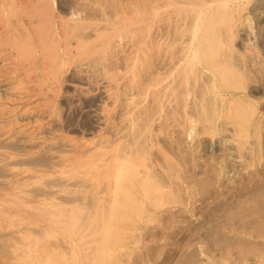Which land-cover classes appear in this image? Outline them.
Segmentation results:
<instances>
[{
	"label": "rangeland",
	"instance_id": "rangeland-1",
	"mask_svg": "<svg viewBox=\"0 0 264 264\" xmlns=\"http://www.w3.org/2000/svg\"><path fill=\"white\" fill-rule=\"evenodd\" d=\"M61 1L63 2V0ZM255 1H256L254 5L255 10L251 16L256 20H260L262 18V15H259L257 11L261 8L262 3L264 4V1L263 2L262 0H255ZM256 20L254 21L253 19L254 21L253 32L250 31L249 29H248L249 32L248 30L246 31L243 30L245 31L244 34H238L236 37H234L229 41L228 49H226L225 51L227 52V54L230 53L228 58V60L230 59L229 60L230 62L228 60L226 61L223 60V58H221L222 59L221 60L220 57L219 58L217 57L216 59H218V61L215 60L209 63L211 64L209 65V67L213 66L212 67L213 69L214 68L218 69L217 73L210 72L209 70L211 69L210 68L208 69L206 67L208 69V72L210 73V76L207 77L205 75L206 77L197 79L196 84L191 82L189 86L185 84V86H181L177 88L178 90L177 94H179L176 97L177 99H173L172 103L167 105L163 111L159 112V110L155 107H153L155 110L151 109L152 107L148 108L147 112L144 113L143 115L145 116V118H147L148 121L145 118H142L141 124L143 126H141L140 132H138L139 135L136 134L137 137L135 138H132L131 136H127L128 138L126 137L125 139H122L121 142L118 144L119 145L118 147L120 148L119 153L121 152L122 154L124 152L123 156L125 155V157L123 156L122 157L123 158L128 157L127 158L128 162H130L125 164V160H124V164L120 165L121 168L123 166L124 167L122 168L123 176L121 175L119 181L116 182L115 176L112 174L113 169L111 168L112 171H109L110 178L108 177L105 181L106 189H104V192L98 196L93 192L94 186L93 185L89 186V183L85 181L86 187H85V191H83L82 193L84 195V196L82 195V197L85 198L84 200H87L86 202L83 201L85 202L86 206L85 205L84 206L87 209H84L83 212L87 216L86 218L90 220L85 219L87 223L85 220H83L84 222L82 221L81 224L79 223L78 225V227L81 226L80 230L83 231L82 233L85 232L84 234H86V236L88 234V237L86 238L84 243L80 244L79 248H77L78 250L77 256L72 255L71 249L65 250L64 238L63 236H60V234L63 235L64 233L61 231V229L54 228L52 223L48 221L49 219L46 213L47 209L43 208V201L45 199L49 200L51 198L52 194L50 193V190L51 188L54 187L53 184L56 183L55 174L54 176H49L48 174L53 170V165L58 163V165L62 166L64 163H66L67 159L68 161H72L77 156V154L82 155L84 153L82 155V158L88 156L87 154L89 153L87 152L88 147L86 146L85 142L88 141L87 142L88 145L89 143L98 144L99 141L100 142L102 141L103 136L106 138L110 137V134H107L108 129L106 127H102L103 129L96 127L93 124V121L90 117L77 112L75 107H73V104H71L68 100L65 101L59 99L60 101L58 100L57 101L61 103L59 104L58 102L56 103V110L57 109L60 110L58 116L55 117V119H52L53 121L45 120L44 123H42L43 124L42 130L45 127L44 130H52L55 132L58 131L57 138H53V139H48L46 137L40 138L39 136L34 134L32 135V138L31 137L28 138L29 139L28 142L27 138L24 137L21 138L18 135H15V132L17 133L19 129L22 128L24 123L23 120H26L28 118L27 115L28 113L27 114L24 113L23 115V112L20 108H17L14 113L12 112L11 116H15L13 118L11 117L13 121L15 120L17 121L19 119L18 121H20V123L22 124L16 127V131L14 132L15 136L13 135L11 136V138L8 139L3 137L0 138L1 140L0 153L2 151L3 152L5 151L6 153L13 152L14 154H16L14 156H9V155L5 156L3 154H0V161H1L0 162V169H1L0 170V206H1L0 207V244H1L0 264H12L11 261H13V264H18V263L20 264V258L22 260L25 257L26 253H30V257L35 258L34 259L35 263L33 262V264L36 263L49 264L50 259L53 258H54L53 259L54 264H69V262L70 264L71 263L72 264L75 263L76 264H80V263L81 264H85V263L86 264H105V263L106 264L108 263L109 264H115V263L116 264L119 263L120 264H133V263L134 264H188V263L189 264H264V258H263L264 257V214H263L264 213V192H263L264 191L263 189L264 188V21L261 22L260 27H257L255 26L257 25V23L255 24ZM243 35H246L247 37L251 36L250 44L246 43L247 40L242 39L244 38ZM253 43L255 44V46ZM258 51L260 54L258 53ZM219 65H222L224 68L222 66H220L219 68L218 67ZM233 67L235 68L237 67V68L235 69ZM228 68H230V71H228L229 70ZM225 69L227 70V72ZM226 76L228 78L230 77L229 78L230 80ZM208 82H210L212 85ZM202 83L204 84L201 85ZM207 85L211 86V90L209 89L206 90ZM239 86L240 88L242 87L241 90ZM184 87L185 88L187 87L189 92L191 91L190 94L188 93L187 99L184 97L186 93ZM179 89L181 92L179 91ZM212 91H215L214 92L215 96ZM198 94L199 96L200 95L203 96L199 97ZM203 97H207L209 99V102L207 98H203ZM184 98L186 99V101L183 102ZM185 102L186 105L184 104ZM198 103L200 105H198ZM174 106L176 107V110L180 108V110H182L183 112L182 111L179 112L180 110L177 112ZM228 106H230L231 108ZM13 107L15 106L13 105ZM202 107H204L205 109ZM171 109H174L173 111L175 113L174 112L172 113ZM194 109L196 113L193 112ZM166 111H170V112H166ZM20 112L21 114H19ZM190 112L193 114H191ZM150 113L152 114L150 115ZM165 113L167 115L169 113L170 116L169 115L167 116ZM171 113L173 114L172 116ZM179 113L185 115L183 116L180 115ZM176 115L181 118L177 117ZM185 116L188 117L189 119L191 118V120H194L193 121L194 124L188 131L185 130L186 128L185 126H187ZM163 118H167V119H163ZM176 118L179 119V120L177 119V121H180L183 118L184 120L182 119V121H180L183 124L181 123V125H179L180 123L179 124L178 122L176 123L175 122ZM211 118L214 119L212 120ZM2 119H3L2 115H0V123L2 121L4 122V120ZM149 119L150 121L152 120L151 122L153 123H149ZM162 120L165 121V123L159 125V123L162 122ZM154 122L156 124H154ZM47 123L51 126V128ZM177 125H179V127ZM156 126L159 128L157 129ZM175 126H177V128H175ZM79 127H81L82 129ZM146 127H148V129H146ZM53 128L54 129L57 128V129L53 130ZM105 131H107V133ZM184 132H186V134H182ZM61 133L64 135L61 136L60 135ZM101 133L103 134L102 137H100L102 135ZM141 133L143 135L145 134L144 136L146 137V139ZM154 136H156L157 138L152 139V137ZM130 137L131 140H129L128 143L127 139H129ZM12 138L13 140H11ZM66 138L69 139L70 141L67 142ZM97 138L99 141L97 140ZM17 139L19 140V142L17 141ZM40 139H44V140H40ZM64 139L66 140L65 143H69V144L71 143L70 146L72 147L74 143H76L75 146L73 148L69 147V149H67L65 143L62 141ZM52 140H54V142L55 141L59 142V144L61 142V144L58 145V143L55 142L57 144L55 145V143ZM50 141L52 142V145ZM71 141H73L74 143L72 144ZM123 141L128 144H125ZM141 141L142 142L145 141L146 143L145 142L142 143ZM37 142H39L40 145ZM6 143L9 145H7ZM238 143L239 144L241 143V146ZM23 144L25 147L23 146ZM135 145H140V147L142 146L143 148L141 147V150L139 146L135 148V150L134 148H130L131 146L136 147ZM123 146L127 149H125ZM247 146L249 147L247 148ZM75 148L76 149L78 148L79 150L78 149L75 150ZM136 149L137 151L138 150L139 151L138 154L134 155V153L137 152ZM56 150H58V152ZM64 150H65L64 157L65 156L66 157L62 161L61 160L57 161L55 160L57 158L55 157L53 158V154L62 152ZM74 150L77 152H75ZM140 151L142 153H140ZM81 152L83 153L81 154ZM135 157L137 158L139 157V158L137 159ZM9 158H11V161ZM14 159L16 160L13 161ZM28 159L29 161H27ZM18 161L20 162L17 163ZM9 162H14V163L10 164ZM133 163L136 164L133 165ZM124 168H126L127 170ZM23 170L26 171L27 173L24 172ZM138 172L140 173L139 175ZM38 173L43 174V176L41 177L42 180L44 181L34 184L32 179L35 178L37 176L36 174ZM64 174L71 175L69 173H61V175ZM75 174L76 173H74V175ZM4 176L6 178H4ZM26 183H28L29 185V186L27 185L28 187L25 186ZM116 183H119V185L122 186V187L119 186L120 193L116 192L115 190L116 188H114ZM139 184L142 185L140 186ZM76 186L77 185H70L68 186V188H66V190L72 192L80 190L76 188ZM17 188H21V189H17ZM16 190H18L19 196L17 195V197L14 198V196L16 195L15 193ZM38 192L40 193V195L38 194ZM87 194L88 196L86 197ZM115 194L118 196L120 195L121 198L115 196ZM121 194L123 197L121 196ZM135 198L137 200L133 201V199ZM120 199L122 200V202ZM127 203H129V205H127ZM125 204L126 206H124ZM27 206H29V208ZM107 206H110L108 207V209L110 208L111 209L108 210ZM130 206H132L131 208L133 210L131 208L128 209V207ZM121 207L123 210L121 209ZM102 210L104 211L106 210L104 215H102V212H104ZM118 212H119V216L121 217L115 216L118 215ZM120 212L122 214H120ZM93 213H96V216ZM19 216L22 217V218L20 217L21 222H19ZM105 216L108 218H106ZM105 218L109 220V222H111V225H108L106 223V227H105L104 225ZM30 219L33 220L31 221ZM114 219L115 221H117L118 219L121 220L123 219V222L121 220H118L119 223H117L118 222L117 221L116 223L112 224V222H115L113 221ZM92 220H94L93 222L95 223V226L98 224L96 227L94 226ZM89 224L92 225L93 228H91L87 232V228H89L88 227ZM125 224H127L128 226L126 227ZM18 225H20L19 228ZM110 226H112L113 229L108 231L107 227ZM125 227L128 229H126ZM98 228H100L99 232H95L98 231L97 230ZM115 228L118 232L117 237L121 236L118 237L119 239L121 238L124 239L126 237V239L124 240L123 239L119 240L121 241V243L117 241L118 238L116 236L114 235L112 236V234L115 233L117 234V232L114 230ZM51 229H53V231ZM113 231H115V233ZM32 232H33V236H32ZM122 232H124V234ZM29 233L31 234L29 235ZM126 233H128V235H126ZM19 234H21L22 236ZM48 235L52 238L48 237ZM24 236L25 238H23ZM109 238H114L115 240ZM35 239L38 241L36 242ZM59 240L60 242H62L61 244ZM88 241L91 243H88ZM42 243L44 244L42 245ZM37 244L39 245L37 246ZM26 245L27 247H24ZM61 245L63 247H61ZM71 248L74 249L75 247L73 246ZM45 250L47 251V254ZM83 250L87 252H84ZM36 251H38V253ZM60 251L65 254L64 257L61 256L62 254ZM4 254L5 256H3ZM83 255L84 256L87 255L86 258ZM102 255L104 259L103 257H101ZM105 259L106 260L108 259L107 260L108 262ZM75 261H79L80 263Z\"/></svg>",
	"mask_w": 264,
	"mask_h": 264
},
{
	"label": "bare ground",
	"instance_id": "bare-ground-1",
	"mask_svg": "<svg viewBox=\"0 0 264 264\" xmlns=\"http://www.w3.org/2000/svg\"><path fill=\"white\" fill-rule=\"evenodd\" d=\"M60 1L61 0H0V115H2V118H3L2 120H4V122L2 121L0 123L1 124V126H0V138H2V137L6 138V139L11 138V136H13L14 132L16 131V127H18V125L20 126V124H22V123H20V121H18L19 119L17 117L16 118L18 120L16 121L14 119L15 121H13L12 118L15 116H11L12 112L14 113L17 108H20L22 110L23 115H24V113L25 114L28 113L27 114L28 118L26 120H23L24 123H23L22 128L21 129L18 128L19 131L17 133L15 132V135H18L21 138L24 137L27 139L30 137L32 138V135H34V134H36L40 138L41 137H46L48 139L57 138L58 131L55 132L52 130H44L45 127L42 130V127H43L42 123H44L45 120L49 121V120L55 119V117L58 116V113L60 110L57 109L58 110V112H57L56 103L60 100H65V101L68 100L71 104H73V107H75L77 112L90 117L93 121V124L96 127H98V128L106 127L108 129V133H107V131H105V132L107 134H110V137L106 138L101 133L102 135L100 137L103 136L102 141L100 142L97 138V140L100 143L99 142H98V144L97 143L96 144L89 143V145H88L87 144L88 141L87 142L84 141L86 143V146L88 147L87 148V152H89V153H87L88 156H85L82 158V155L84 154L83 153L84 151H83V152H81V154L83 153L82 155L77 154V156L72 161H68V159H67L66 163H64L62 166L58 165V163L53 165V170L50 173L48 172L49 176H54V174H55L56 183L53 184L54 187L51 188V190H50V193L52 194L51 198L49 200H46V199L44 200V198H43V200H44L43 201V208L47 209L46 213L48 215V219H49L48 221L52 223L54 228L61 229V231L64 233V234L62 233L63 235L60 234V236H63V238H64L65 250L71 249L72 255L77 256L78 255L77 254L78 253L77 248H79L80 244L84 243V241L88 237V234L86 236V234H84L85 232L82 233L83 231L80 230L81 226L78 227L79 223L81 224V222L83 220L88 219V218H86L87 216L83 212L84 209H87V208H85V206H86L85 202L87 200H84L85 198L82 197V195H83L82 193H83V191H85V187H86L85 181L89 183V186L90 185L94 186L93 192L95 194H97V196H98L104 192V189H106L105 188V181L109 177V171H112V169H113L112 174L115 176L116 182L120 180V177L123 173L122 168L124 167L123 166L121 168L120 165L124 164V160H125V164L130 163V162H128V159H127L128 157L123 158V157H125V155L123 156L124 152L122 150L121 151L123 153L122 154H121V152L119 153L120 148L118 147L119 146L118 144L121 142V140L125 139L127 136H131L132 138H135V137H137L136 134L139 135L138 132H140V128H141V126H143L141 124L142 123L141 120H142V118H145V116H143V115H144V113L147 112L149 107H152L151 109H154L153 107H155L159 110V112L163 111L167 105L172 103L173 99H177L176 97H177V95H179V94H177V91H178L177 88H179L181 86H185V84L187 86H189L191 84V82L196 84L197 79L202 78V77H206V76L207 77L210 76V73L208 72L209 68L212 70V71L209 70L210 72L217 73L218 69L217 68L213 69L212 68L213 66L209 67V65H211L209 63H211L215 60L218 61V59H216L217 57L218 58L220 57V59L223 58V60H225V61L228 60L230 53L227 54V52L225 50L228 49L229 41L231 39H233L234 37H236L238 34H244V32L248 29L252 32L254 31L253 30V28H254L253 22L256 19L252 18L251 15L253 14V12L255 10L254 5H255L256 1L255 0H63V2L62 1L60 2ZM263 1L264 0H262V2ZM257 12L259 15H262V18L260 20H256L255 24L257 23V25H255V26L260 27L261 22L264 21V4L263 3H262L261 8ZM253 19H254V21H253ZM243 30H245V31H243ZM249 30H248V32H249ZM245 34H248V33H245ZM243 36H244V38H242V39L247 40L246 43L250 44L251 43V38H250L251 36H249V37H247L246 35H243ZM251 46H252V44H251ZM254 46H255V44H254ZM254 49H255V47H254ZM258 53H259V51H258ZM236 54H238V53H236ZM262 55H263V53H262ZM233 62H234V60H233ZM235 64H236V62H235ZM220 66H222V65H219L218 67L220 68ZM233 68H235V67H233ZM228 69H229L228 71H230V68H228ZM226 72H227V70H226ZM239 74H240V72H239ZM235 76H237V75H235ZM219 77H220V75H219ZM224 80H226V79H224ZM207 81H208V79H207ZM204 83H202L201 85H203ZM208 83H210V82H208ZM208 86L209 85H207L206 90L207 89L211 90V86H209V87ZM204 87H205V85H204ZM227 88H228V86H227ZM239 88H240V86H239ZM184 89L186 92L184 97L187 99L188 93L190 94L191 91L189 92L187 87L186 88L184 87ZM212 89H213V87H212ZM219 89H220V87H219ZM241 89H242V87L240 88V90ZM189 90H191V89H189ZM179 91H180V89H179ZM205 92H203V93H205ZM212 92L214 93L215 91H212ZM180 96H182V95H180ZM198 96H199V94H198ZM202 96L200 95L199 97H202ZM214 96H215V93H214ZM185 98H184L183 102L186 101ZM189 98H191V97H189ZM203 98H207V97H203ZM203 98H202V100H203ZM208 102H209V99H208ZM59 103H61V102H58V104ZM184 104L186 105V102ZM13 105L15 107H13ZM177 105H179V104H177ZM182 105H183V103H182ZM198 105H200V104L198 103ZM172 107H173V105H172ZM228 107H230V106H228ZM202 108H204V107H202ZM154 110H153V112H154ZM171 110H172L171 112L173 113L174 109H171ZM175 110H176V107H175ZM179 110H180V108L177 109L176 111L178 112ZM185 110H187V109H185ZM63 111H65V110H63ZM181 111L182 110H180L179 112H181ZM166 112H170V111H166ZM193 112L196 113L195 109ZM243 112H245V111H243ZM172 113H171V116L173 115ZM19 114H21V112ZM74 114H75V112H74ZM151 114L152 113H150V115ZM155 114H156V112H155ZM179 114L183 115L182 113H179ZM191 114H193V113H191ZM150 115H149V118H150ZM153 115H154V113H153ZM168 115H169V113H168ZM59 116H60V114H59ZM177 117H179V116H177ZM219 117H221V116H219ZM20 118H21V116H20ZM179 118H181V117H179ZM185 118H186V125H187V126H185L186 127L185 130L188 131V130H190V128L194 124L193 123L194 120H191V118L189 119L186 116H185ZM145 119L147 120V118H145ZM163 119H167V118H163ZM168 119H170V118H168ZM177 119L178 118L175 119L176 120L175 122L176 123L178 122V124L180 123L179 125H181L182 122H180V121H182V119L180 121H177ZM153 120H156V119H153ZM158 120H161V119H158ZM170 120H172V119H170ZM216 120H217V118H216ZM151 121L149 119V123H153ZM155 122H154V124H156ZM162 122H160L159 125H162L165 123V121H163V120H162ZM210 123H212V122H210ZM61 124H63V123H61ZM145 124H148V123H145ZM179 125H177V126L179 127ZM157 126H158V124H157ZM177 126H175V128H177ZM82 127H83V125H82ZM50 128H51V126H50ZM79 128H81V127H79ZM158 128L159 127H157V129ZM180 128H182V127H180ZM55 129H57V128H55ZM55 129L53 128V130H55ZM146 129H148V127H146ZM144 131H142V132H144ZM149 131H150V129H149ZM98 132H100V131H98ZM106 133H105V135H106ZM182 134H186V132H184ZM236 134H237V132H236ZM60 135L62 136L64 134L61 133ZM148 135H146V136H148ZM168 135H169V133H168ZM131 137L129 139H127L128 143H129V140H131ZM63 138H65V137H63ZM70 138H72V137H70ZM138 138H140V137H138ZM153 138H157V137L154 136V137H152V139ZM18 139H17V141L19 142ZM145 139H146V137H145ZM11 140H13V138ZM40 140H44V139H40ZM54 140H57V139H54ZM54 140H52V141L54 142ZM66 140H67V142L70 141L67 138H66ZM66 140L64 139L62 141L65 143ZM137 140H135V141H137ZM28 142H29V139H28ZM42 142H44V141H42ZM71 142H72V144L74 143L73 141H71ZM123 142H122V145H123ZM143 142H145V141H143ZM37 143H39V142H37ZM56 143H58V145L61 144V142H60V144H59V142H56ZM56 143H55V145H57ZM128 143H125V144H128ZM148 143H149V141H148ZM75 144L76 143H74L73 147L75 146ZM157 144H159V143H157ZM172 144H174V143H172ZM7 145H9V144H7ZM39 145H40V143H39ZM51 145H52V142H51ZM65 145H66L67 149H69V147H72V146H70L71 143L70 144L65 143ZM239 145L241 146V143ZM23 146H24V144H23ZM135 146L136 147L131 146L130 148H134V150H135V148H137L138 146L140 147V145H135ZM2 147H3V145H2ZM141 147H140V150H141ZM248 147L249 146H247V148ZM84 148H86V147H84ZM77 149L75 148V150H77ZM125 149H127V148H125ZM237 149H238V147H237ZM6 151H8V150H6ZM56 151L58 152V150H56ZM136 151H137V149H136ZM138 151L135 152L134 155L138 154ZM75 152H77V151H75ZM140 153H142V152L140 151ZM0 154H3L5 156L6 155H9V156L16 155L13 152L6 153L5 151L4 152L2 151ZM64 154H65V150L62 152L53 154V158L55 157V158H57L55 160H57V161L61 160L62 161L66 157V156L64 157ZM51 155H52V153H51ZM137 156H139V155H137ZM14 158H16V157H14ZM135 158H137V157H135ZM170 158H171V156H170ZM9 159L11 161V158H9ZM132 159H134V158H132ZM15 160L16 159H14L13 161H15ZM24 160H25V158H24ZM109 160L111 161V163ZM27 161H29V159ZM19 162L20 161H18L17 163H19ZM9 163L13 164L14 162H9ZM23 163H24V161H23ZM156 163H157V161H156ZM135 164L136 163H133V165H135ZM22 165H24V164H22ZM38 166H39V164H38ZM23 167H26V166H23ZM126 168H124V169H126ZM4 169H6V168H4ZM142 170H144V169H142ZM8 171H6V172H8ZM41 171H43V170H41ZM123 171H125V170H123ZM24 172H26V171H24ZM36 172H38V171H36ZM61 173H69L71 175H68V174L61 175ZM74 173H76V174L74 175ZM139 174L140 173L138 172V175ZM141 174H143V173H141ZM36 175L37 176L32 179L34 184L40 183L41 181H44V180H42V177H41V176H43L42 173H38ZM142 176H144V175H142ZM235 176H236V174H235ZM4 178H6V177L4 176ZM47 178H49V177H47ZM144 181H146V180H144ZM119 183H116L114 188H116L115 189L116 192L120 193ZM21 185H20V187H21ZM27 185H28V183H26L25 186H27ZM49 185H50V183H49ZM70 185H77L76 188H78L80 190L73 191V192L67 191L66 188H68V186H70ZM139 185L141 186L142 184H139ZM120 187H122V186H120ZM17 189H21V188H17ZM44 190H46V189H44ZM10 191H12V190H10ZM13 192H15V191H13ZM15 193H16V195L14 196V198L17 197V195L19 196L18 190H16ZM38 194L40 195L39 192H38ZM116 194H115V196L121 198L120 195L118 196ZM87 196H88V194L86 195V197ZM121 196H122V194H121ZM128 197H130V196H128ZM127 199H129V198H127ZM40 200H42V199H40ZM122 200H123V198H122ZM122 200H121V202H122ZM134 200L136 201L137 199L135 198V199H133V201ZM63 201H64V203H63ZM83 201H85V202H83ZM124 201H126V200H124ZM131 203H132V200H131ZM131 203H130V205H131ZM138 203H139V201H138ZM38 204H39V202H38ZM3 205H5V204H3ZM22 205H24V204H22ZM127 205H129V203H127ZM29 206H27V207L29 208ZM124 206H126V204ZM132 206L128 207V209L131 208ZM108 207H110V206H107V209H108ZM110 209H108V210H110ZM121 209H122V207H121ZM99 210H100V207H99ZM18 211H20V210H18ZM102 211H104V210H102ZM105 211L102 212V215L105 214ZM11 213H13V212H11ZM33 214H34V212H33ZM93 214H95V216H96V213H93ZM120 214H122V213L120 212ZM107 215H109V214H107ZM115 216L116 217L119 216V212H118V215H115ZM127 216H129V215H127ZM20 217L21 216H19V222H21ZM119 217H121V216H119ZM106 218H108V217H106ZM106 218H105V221L103 220L105 223L104 224L105 227H106V223L108 225H111V222H109V220H107ZM115 219H117V218H115ZM115 219L113 221H115ZM88 220H90V219H88ZM110 220H111V218H110ZM118 220H121V219H118ZM178 220H179V218H178ZM93 221L94 220H92V222ZM117 221L112 222V224L116 223ZM121 221L123 222V219ZM86 223H87V221H86ZM117 223H119V221ZM33 224H35V223H33ZM36 224H38V223H36ZM8 225H9V223H8ZM125 225H126V227L128 226L127 224H125ZM19 226L20 225H18V228H19ZM76 226H77V228H76ZM94 226H95V223H94ZM9 227H10V225H9ZM88 227L89 228H87V232L91 228H93V226L90 224ZM99 229L100 228H98L97 229L98 231H95V232H99ZM112 229H113L112 226L107 227L108 231H110ZM126 229H128V228H126ZM45 230H46V228H45ZM51 230L53 231V229H51ZM114 230L117 232L116 228ZM115 231H113V232L115 233ZM128 231H130V230H128ZM57 232H59V231H57ZM5 233H7V232H5ZM122 233L124 234V232H122ZM128 233H126V235H128ZM30 234L31 233H29V235ZM115 234H112V236L114 235L117 237L118 232L116 235ZM19 235H21V234H19ZM90 235H91V233H90ZM25 236L23 238H25ZM32 236H33V232H32ZM100 236H101V234H100ZM48 237H50V236L48 235ZM118 237H121V236H118ZM32 238H34V237H32ZM50 238H52V237H50ZM54 238H55V236H54ZM150 238H152V237H150ZM109 239L113 240L114 238H109ZM121 239H123V238H121ZM121 239L118 238L117 241H119ZM124 239H126V237ZM37 241L38 240H36V242ZM51 241H53V240H51ZM36 242H35V245H36ZM59 242H60V240H59ZM119 242L121 243V241H119ZM27 243H28V241H27ZM61 243L62 242H60V244ZM88 243H91V242L88 241ZM43 244L44 243H42V245ZM38 245L39 244H37V246ZM73 246L75 247L74 249L71 248ZM84 246H85V244H84ZM24 247H27V245ZM61 247H63V246L61 245ZM118 247H119V245H118ZM214 247H215V245H214ZM21 248H22V246H21ZM93 248H94V246H93ZM230 249H231V247H230ZM166 250H167V248H166ZM125 251H127V250H125ZM155 251H156V249H155ZM36 252L38 253V251H36ZM84 252H87V251H84ZM39 253H40V251H39ZM42 253H43V251H42ZM124 253H126V252H124ZM46 254H47V251H46ZM61 254H60L61 256H63V257L65 256V254L63 252H61ZM3 256H5V254ZM44 256H45V254H44ZM86 256H84V257L86 258ZM36 257H37V255H36ZM101 257H103V255ZM122 258H123V256H122ZM1 259H3V258H1ZM12 259H14V258H12ZM34 259L35 258L30 257V253H26L25 257L22 260L20 258V264H33ZM41 259H42V257H41ZM53 259H50L49 264H54ZM103 259H104V257H103ZM232 260H233V257H232ZM57 261H59V260H57ZM11 262L13 264V261H11ZM36 262H38V261H36ZM71 262H73V261H71ZM75 262H79V261H75ZM260 263H262V262H260ZM69 264H70V262H69Z\"/></svg>",
	"mask_w": 264,
	"mask_h": 264
}]
</instances>
